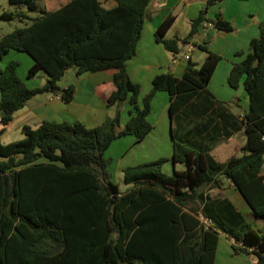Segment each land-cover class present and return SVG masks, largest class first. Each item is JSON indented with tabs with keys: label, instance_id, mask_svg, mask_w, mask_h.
Segmentation results:
<instances>
[{
	"label": "trees",
	"instance_id": "16d2710c",
	"mask_svg": "<svg viewBox=\"0 0 264 264\" xmlns=\"http://www.w3.org/2000/svg\"><path fill=\"white\" fill-rule=\"evenodd\" d=\"M42 1L9 0L15 10L0 15L1 21L25 24L0 37V264H216L222 233L234 241V254L264 264V228L256 229L229 198H212L204 191L227 179L246 198L253 216L264 219V22L229 76L230 86H243L249 99L248 111L227 124L244 132L242 155L221 164L209 147L184 144L173 128L174 163L185 169L167 175L166 158L129 166L123 173L130 188L122 191L106 157L112 143L128 135L138 142L146 138L153 130L151 104L160 91L170 96L173 121L186 115L202 93L226 107L208 91L222 56L206 42L195 43L207 55L204 63L190 57L181 78L172 72L157 75L141 101L127 63L137 55L151 0H116L112 9L99 0H72L51 12L41 8ZM222 1L207 0L187 38H166L175 21L169 17L156 40L178 56L181 43L192 41L202 24L234 32L221 13L214 21L208 17L210 7ZM11 50L34 60L28 80L46 73L42 87H28L18 75V61L2 67ZM69 69L78 77L114 71L116 90L109 103L118 106L116 115L94 128L80 121L26 125L22 140L4 144L6 127L34 97L50 93L65 103L74 100L75 86L61 85ZM124 102L131 106L130 119L119 131Z\"/></svg>",
	"mask_w": 264,
	"mask_h": 264
},
{
	"label": "crops",
	"instance_id": "0c3cea01",
	"mask_svg": "<svg viewBox=\"0 0 264 264\" xmlns=\"http://www.w3.org/2000/svg\"><path fill=\"white\" fill-rule=\"evenodd\" d=\"M71 1L43 0L40 6L51 12L62 8ZM99 1L106 9L117 6L116 0ZM245 1L249 0H224L211 6L208 17L214 21V15L217 16L218 13H221L226 20L234 22L233 24L237 27L236 31L221 32L210 23L202 24L192 41L181 43V52L178 56H174L166 50L163 44L158 43L156 40L158 28L167 18L174 17L175 21L166 38L182 40L187 38L192 21L199 16L207 0L150 1L142 36L137 47V55L127 63L131 81L140 86V100L142 101L151 91L153 80L157 75L166 72H172L178 78L184 75L187 65L186 56L189 54L191 46L193 47L189 54L191 59L198 64L204 63L206 53L194 44L206 42L213 52L222 56V60L218 63L208 84V91L214 95L216 100L223 102L227 108L214 103L202 93L193 101L194 103L189 105L187 116H177L173 121V118L170 119L169 94L165 91L158 92L152 101L151 113L148 117L153 125V130L141 142H138L132 135L121 137L115 140L106 152V157L111 160V165L116 163L115 170L111 172L115 183H117L115 178L124 181L123 171L125 168L161 158L167 159L164 167L171 163L173 172L181 170L182 164L174 163V135L172 137L171 128L175 129L178 139L184 144L209 147L210 154L221 164L242 155V148L246 140L244 132L232 131L227 124L234 123V115H244L248 111L249 99L243 86L238 89L230 86L229 76L234 64L242 62L249 53L251 40L260 35V26L257 24L255 11L251 6H245L247 3ZM228 12H231L232 17H229ZM21 53L24 52L11 50L4 57L2 67L4 68L11 61H18L19 66L24 62L27 70L24 71V74H26L25 72L28 74L34 60L27 53H24L28 55L27 58H24L25 56ZM183 54L185 55L183 56ZM113 74L114 71L91 72L78 77L76 70L69 69L62 78L61 85L64 88L75 86L74 100L71 103H65L61 97L50 93L34 97L14 115L13 121L6 127L5 133L2 135V142L8 144L22 140L25 137L22 131L24 126L37 128L44 121L71 123L80 121L90 128L100 126L107 118L114 117L118 110L117 105L109 103L110 96L116 90ZM47 78L48 76L44 73L43 83L35 87L30 85V80H23L28 87L36 88L42 87ZM119 108L122 112L119 128L121 131L130 119L131 106L128 102H124ZM13 125H16V134L14 132L12 135L10 129ZM117 148H120V156L116 159L114 151ZM261 174L264 177V167ZM129 188L125 184V188L121 190L126 191ZM204 191L205 195L212 198H229L249 223L256 229L264 228V219H257L253 216L250 204L231 181L223 179L220 187L206 188ZM233 242L225 233L220 235L216 264H254L252 256L234 254Z\"/></svg>",
	"mask_w": 264,
	"mask_h": 264
},
{
	"label": "rangeland",
	"instance_id": "374dc122",
	"mask_svg": "<svg viewBox=\"0 0 264 264\" xmlns=\"http://www.w3.org/2000/svg\"><path fill=\"white\" fill-rule=\"evenodd\" d=\"M245 2H247V3H245L246 4L245 6H251L252 10L255 11V17L257 19V24H258V26H260V24L262 22H264V0H249V1H245ZM14 10H15V7H13L9 3V0H0V15L5 11H14ZM228 15H229V17H232L231 12H228ZM213 19L214 20L217 19V16L214 15ZM233 25L235 26V24H233ZM24 26H25V24L20 22L19 20H14V21H10V22H5V21L0 20V37L2 35H5V33H10L15 29H17L19 27H24ZM235 28L237 29L236 26H235ZM21 54H23V56H25L24 58H27V56H28L24 53H21ZM24 71H27V70H26L25 63L23 62L21 64V66H19V74L18 75L21 79H24L26 81V80H28V78L26 76L28 74H27V72H25L26 74H24ZM43 76H44V72H40V75H38L36 78L31 79L29 81L30 85L35 87V86L43 83V81H44ZM10 132L12 133V135L14 134V132L16 134V125H13L11 127ZM114 152L116 155L115 157L117 159L120 156V148H117ZM108 157H109V155H108ZM115 167H116V163H114L112 165L110 164L111 172L115 170ZM184 168H185V166H183V165L180 166L181 170H183ZM164 173H166L167 175L173 174V165L171 163H170V165H167L164 167ZM115 179L114 180L117 181V184L120 185L121 189H124L125 183H124L123 179L122 180H117V178H115Z\"/></svg>",
	"mask_w": 264,
	"mask_h": 264
},
{
	"label": "built area",
	"instance_id": "2783aa9c",
	"mask_svg": "<svg viewBox=\"0 0 264 264\" xmlns=\"http://www.w3.org/2000/svg\"><path fill=\"white\" fill-rule=\"evenodd\" d=\"M192 48H193V47L191 46V47H190V50H189V54L191 53ZM189 54L186 56L187 59L190 58V55H189ZM58 97H60V96H58ZM0 122H1V118H0ZM254 264H257V260H256V259H254Z\"/></svg>",
	"mask_w": 264,
	"mask_h": 264
},
{
	"label": "water",
	"instance_id": "95a60500",
	"mask_svg": "<svg viewBox=\"0 0 264 264\" xmlns=\"http://www.w3.org/2000/svg\"><path fill=\"white\" fill-rule=\"evenodd\" d=\"M185 54H183V56H184ZM3 115V114H2ZM170 119L172 120V115H171V112H170ZM171 135H172V137H173V130H172V128H171Z\"/></svg>",
	"mask_w": 264,
	"mask_h": 264
}]
</instances>
